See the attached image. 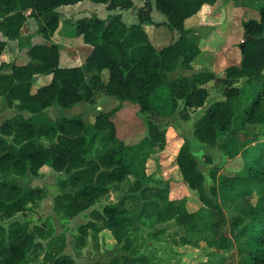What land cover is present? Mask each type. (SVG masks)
<instances>
[{"label": "trees", "instance_id": "obj_1", "mask_svg": "<svg viewBox=\"0 0 264 264\" xmlns=\"http://www.w3.org/2000/svg\"><path fill=\"white\" fill-rule=\"evenodd\" d=\"M81 0H0V56L6 39L16 40L26 49L25 63L0 61V103L16 113L0 123V264H30L31 254L45 233L41 226L14 220L6 227L2 219L24 212L28 205L42 200L47 190L39 186H22L17 177L37 176L48 165L64 177L56 185L60 193L53 198V210L61 218H73L93 206L117 184L134 176L128 187L133 194L146 183L143 162L152 148L166 144V129L154 120L148 121V134L135 144H125L117 135L112 119L125 102L135 104L140 113L170 117L182 101L181 118L190 119L188 109L202 107L210 86L220 85L221 96L210 102L192 126V136L202 145L219 148L227 157L240 155L243 166L235 175H223L208 194L204 177L193 156L186 136L178 148L175 164L184 184L198 200L195 210L187 208L186 197L166 199L155 222L174 221L183 228L178 242L196 245L199 241L211 248H234L240 264H264V0H250L258 11L257 18L242 21L249 38L241 49L238 65H230L222 75L208 69L194 70L192 60L200 51L196 27L185 20L203 5L216 1L237 0H153L154 7L166 16L165 25L177 33L176 38L156 48L145 30L154 22L150 15L152 0H143L136 10L137 23L127 26L119 13L105 18L96 14L72 22L74 33L90 46L79 66L59 65V45L50 41L61 22L58 8ZM105 3L108 10L128 9L133 0H91ZM36 21V33L45 41L33 43L23 38L28 18ZM180 67L189 73L168 78ZM106 71V77L101 73ZM104 95L119 104L110 111H100L86 122L81 115L54 118L48 107L69 109L80 102H92V86L98 82ZM40 76H47L45 82ZM241 81L240 83L237 82ZM84 88L82 91L81 89ZM27 112L28 115H24ZM247 125H253L249 130ZM225 132L221 142L217 133ZM99 147L90 156L94 145ZM150 176V175H148ZM233 200L238 213L225 215L218 201ZM92 219L78 226L73 247L86 244L88 232L102 229L112 234L115 243L126 252L111 264H133L144 261L129 237L131 219L124 198L92 208ZM64 235L50 237L43 258L50 264H75L64 252ZM129 254V255H127Z\"/></svg>", "mask_w": 264, "mask_h": 264}, {"label": "rangeland", "instance_id": "obj_2", "mask_svg": "<svg viewBox=\"0 0 264 264\" xmlns=\"http://www.w3.org/2000/svg\"><path fill=\"white\" fill-rule=\"evenodd\" d=\"M59 10L62 23L60 29L56 31L55 37L57 36V41H60L58 42L61 45L62 58H65L68 52L78 50L77 43L76 41H69L65 45L62 43V37H60L63 33H60L59 36L57 34L63 30L64 33L68 32L70 36H75L72 22L87 15V12L81 14L79 7L61 8ZM127 13V11L124 13L125 20H127ZM208 14L210 16L208 23L205 26L196 27L199 43L203 49L201 58H207L208 52L211 50H219L226 52L228 58H237L238 61V58L242 57L239 46L243 40L244 32L242 21L257 18L258 11L253 8L250 0L230 1L226 4L219 1L217 6L210 9ZM36 29V21L30 18L22 29L23 38L33 33L34 42L42 40L41 35L36 33ZM4 53L5 58L26 57V49L21 48L17 41L10 43ZM222 74L223 71L220 75ZM101 75L106 77V71H103ZM171 75L172 73L168 74L169 79H171ZM97 76L98 82L92 81L91 83L90 78H87L84 83V86L93 87V101L83 102L84 111L79 113L86 122H91L100 111H110L119 102L116 98L102 93L100 75L97 74ZM237 82L240 83L241 81L237 79ZM219 87V84L210 86L207 102L210 103L220 98L221 90ZM81 90L83 91L84 88ZM188 111L191 113L190 119H182L181 115L184 110L182 101H180L172 116L153 117L138 112L135 104L127 102L122 109L113 114L112 119L117 127V135L125 144H135L146 136L148 134V121L150 120H154L161 128L166 129V144L163 148L156 147L149 151V153L151 152L150 155L142 164L145 168L144 176L149 177V179L145 180L141 176L146 183L140 190L133 194L128 191V187L134 181V176L130 175L112 188L107 195L101 197L93 206L73 218H61L53 210V198L60 193L56 183L64 177L63 173L56 172L50 166L44 165L37 176L26 174L17 177L18 183L22 186H39L47 190L45 198L28 205L24 212L17 213L9 219H2L6 227L14 220L27 221L30 226L42 227L45 234L37 238L39 246L31 254L30 264H50L43 258L44 250L48 244V239L60 234L64 235L66 240L64 252L74 259L75 264H111L115 257L120 258L126 254L120 245L115 243L112 234L107 229L99 231L96 235V232L90 230L85 246L80 249L73 247L74 236L78 234V226L92 219L89 214L90 210L92 208L100 210L104 204L116 202L122 198H124L128 216L131 219V224L128 227L129 237L138 252L137 254L145 257V262L140 261L133 264H240L233 247L217 250L207 246L203 241H199L195 246L182 245L178 242L183 234L181 226L176 225L174 221L155 222L154 214L160 210L166 199L186 197L187 208L191 211L199 205L194 193L184 184L175 164V157L182 142V136H186L191 142L193 156L203 174L204 188L208 194L211 187L215 186L223 175H235L243 166L240 155L229 158L217 147L200 144L192 136V126L202 111L201 109H188ZM46 112L49 117L54 118L62 110L58 107H51L47 108ZM15 113V109L6 107L3 102L0 103V123ZM23 114L28 115L27 112H23ZM247 127L249 130L255 128L253 125H247ZM225 134V132H218L217 141L221 142ZM259 142L264 143V135L260 136ZM98 147L99 143L96 142L89 155L92 156ZM212 197L214 201L219 202L228 218L238 213V205L235 201H220V195ZM120 264L123 263L120 262Z\"/></svg>", "mask_w": 264, "mask_h": 264}, {"label": "crops", "instance_id": "obj_3", "mask_svg": "<svg viewBox=\"0 0 264 264\" xmlns=\"http://www.w3.org/2000/svg\"><path fill=\"white\" fill-rule=\"evenodd\" d=\"M218 2L219 1H216L213 5H203L201 7V9L196 14H194L193 16H191L185 20V25L187 27H194V28L205 26L208 23V20L210 18L208 12L210 11V9L216 7ZM142 4H143V0H133L132 7L128 8V9L116 8L113 10H108L106 8L105 3H96V2H93L91 0H81L75 4L62 5L58 8V10L61 8L67 9L69 7H72V8L79 7V11H81V14L87 12V15H85V16H89L91 14H96L97 16H99L101 18H105L109 13H119L121 15L122 21L127 26H129L131 24L137 23L136 10L138 7L142 6ZM125 11L128 12L126 15L127 20H125V16H124ZM150 15H151L152 20L154 22L159 23L157 26L151 25V26H147L145 28V30L148 34V37L151 40L152 44L156 48H161L162 46L172 42L176 38L177 33L175 31L170 30L165 25L164 22L166 21V16L154 7L153 0H152V8H151ZM30 18H28V21ZM61 23H62V20H61L60 25H59L57 30L60 29ZM62 31L60 30L59 34H57L59 36L60 33H63L60 35V37H62V43L66 45V43H69V41H76L78 50L77 51L75 50L73 52H68V55L65 58H62L61 48H60L61 45L59 44L60 41L59 40H58L59 42L57 41V39H56L57 36L55 37V33H56L55 32L52 35V37H50V41L55 42L59 45V60H58L59 65L60 66H66V67L81 65L84 62L85 56L90 51V46L88 44H85L82 41V38L80 35L78 36L75 34V36H70V34L68 32L64 33V31L63 32ZM31 35H32L31 41L33 43H42L45 41V39L41 36L42 40H37L36 42H34L33 39L35 36H33V33ZM0 39H5V38L0 34ZM5 41H6V45H5V48L2 52V55L0 56V61L15 62V63L20 64V63H25L29 60L27 55H25L26 56L25 58H5L4 52H5L6 47L10 43H15L16 40H12V42H11V40L6 39ZM198 44L200 46V51L195 56V58L192 60V63H191L192 68L194 70L205 68V69L214 71L215 73L220 75L226 67H228L230 65H237L241 59V58H238L239 60L237 61L236 60L237 58H228L229 56L226 52L219 51V50L218 51L217 50H211L210 52H208L207 58H203V57L201 58L200 55L203 53V49L201 48V45L199 43V39H198ZM185 72H189V71L184 70L180 67H177L176 69H174L173 71H171L169 73H172L171 79H174L178 75L187 74ZM47 79H48L47 76H40L41 82H45ZM126 103L127 102L123 103V105L121 106L120 109H122L126 105ZM208 103L209 102H207V100H206V102L204 103V105L202 107H199V108H196L193 110L201 109V111L203 112V110L208 105ZM118 104H119V102H118ZM117 105H115V106H117ZM83 107H85L83 102H80L77 105H75L69 109H63L62 113L65 114L66 116H73L75 114L82 113V111H84ZM48 108H51V107H48ZM199 115H201V114H199ZM198 116H197V118H198Z\"/></svg>", "mask_w": 264, "mask_h": 264}, {"label": "water", "instance_id": "obj_4", "mask_svg": "<svg viewBox=\"0 0 264 264\" xmlns=\"http://www.w3.org/2000/svg\"><path fill=\"white\" fill-rule=\"evenodd\" d=\"M248 38H249V36H248L247 32L244 31L243 32V40L240 42V45H239L241 49L245 43V40H247Z\"/></svg>", "mask_w": 264, "mask_h": 264}]
</instances>
